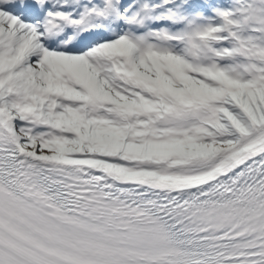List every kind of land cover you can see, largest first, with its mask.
Masks as SVG:
<instances>
[{"label": "snow or ice", "instance_id": "6c2138e0", "mask_svg": "<svg viewBox=\"0 0 264 264\" xmlns=\"http://www.w3.org/2000/svg\"><path fill=\"white\" fill-rule=\"evenodd\" d=\"M0 264H264V0H0Z\"/></svg>", "mask_w": 264, "mask_h": 264}]
</instances>
